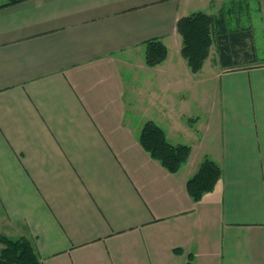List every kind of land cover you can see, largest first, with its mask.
I'll return each mask as SVG.
<instances>
[{
    "label": "crops",
    "instance_id": "0c3cea01",
    "mask_svg": "<svg viewBox=\"0 0 264 264\" xmlns=\"http://www.w3.org/2000/svg\"><path fill=\"white\" fill-rule=\"evenodd\" d=\"M250 1L0 0V236L43 264H264V1L259 20ZM226 4L245 5L255 60L225 68L216 46L194 73L178 22ZM155 39L169 54L150 66ZM146 121L191 145L179 171L142 146ZM207 157L222 174L195 201Z\"/></svg>",
    "mask_w": 264,
    "mask_h": 264
},
{
    "label": "trees",
    "instance_id": "16d2710c",
    "mask_svg": "<svg viewBox=\"0 0 264 264\" xmlns=\"http://www.w3.org/2000/svg\"><path fill=\"white\" fill-rule=\"evenodd\" d=\"M216 26L217 48L219 59L223 67H239L255 60V51L251 41V30L246 27L231 29L224 14L210 15L203 11L183 17L178 22V30L183 38L182 54L193 71L198 72L204 60L209 56V28ZM146 62L156 66L167 58L168 48L160 40L155 39L147 43ZM141 143L151 155L161 160L171 172L180 170L182 164L188 160L192 150L186 143L173 144L167 140L163 129L153 121H146L141 133ZM222 174V167L207 157L199 166L198 171L188 181V192L195 201L201 199L205 193L212 191ZM3 249L0 254V264H43L32 245L30 239H18L0 236ZM180 252V249H177ZM190 254L188 264L192 263Z\"/></svg>",
    "mask_w": 264,
    "mask_h": 264
},
{
    "label": "rangeland",
    "instance_id": "374dc122",
    "mask_svg": "<svg viewBox=\"0 0 264 264\" xmlns=\"http://www.w3.org/2000/svg\"><path fill=\"white\" fill-rule=\"evenodd\" d=\"M256 7H257V0H251L250 1V11L252 12L253 17L256 18V20L257 19L259 20V12L257 11ZM229 8L232 9L231 13L229 12L230 11ZM245 8H246L245 5L238 7V5L231 4V6H229L228 4H226V5H221L218 7L216 6V10L213 12V14L212 13H208V14H210L212 16L213 15L217 16V15H220L221 13L224 14L227 17L229 27L232 29H237L240 26L238 24L240 22V20L243 22V20L246 17L247 12L243 11ZM241 11H242L241 14H243L242 17H241V14H239ZM251 27H252V31H253L254 27L253 26H251ZM209 37L211 38V45L209 46L208 49H209V55L212 51V53H211L212 55L209 59V60H211L212 57L216 55V51H217V49H216L217 45L215 44L217 42L216 26L214 25V23L209 28ZM182 46H183V39H182ZM182 46H181V49H182ZM168 54H169V52H168ZM182 56H183V54H182ZM259 56L261 57V55H259ZM188 65H189V63H188ZM193 72L196 73V71H193ZM188 97L191 98L190 96H188ZM200 105H201V103L194 101L192 103V105L189 106V109H190L189 111H191L190 113H195V114L198 112V115L201 116L202 119H204L207 117L206 116V110H203ZM184 107L185 106H181L180 108L182 109ZM174 138H179V137H174Z\"/></svg>",
    "mask_w": 264,
    "mask_h": 264
}]
</instances>
